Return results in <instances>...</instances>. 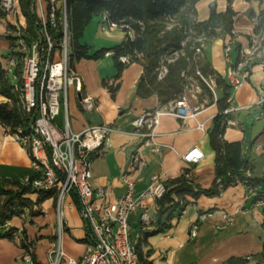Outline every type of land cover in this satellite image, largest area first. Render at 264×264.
Segmentation results:
<instances>
[{"label": "crops", "instance_id": "0c3cea01", "mask_svg": "<svg viewBox=\"0 0 264 264\" xmlns=\"http://www.w3.org/2000/svg\"><path fill=\"white\" fill-rule=\"evenodd\" d=\"M48 1L43 0V5L46 6ZM53 1L58 8L61 6V0ZM230 3L235 13L231 31L206 43L201 55L215 76L228 85L227 68L238 60V50L247 47L257 36L262 39L258 52L251 57L248 78L236 89H229L227 106L233 110L224 117L229 123L223 124L221 139L240 142L249 165V178L264 179V103H259L264 99V0H230ZM211 6L217 13H223L227 0L197 1L194 5L196 20L206 21ZM101 17L93 16L78 39L90 55L121 44L127 35L120 29H103ZM26 26L18 0H12L8 10L2 7L0 0V66L12 87L19 83L21 66H17V60L13 61V58L18 37ZM229 42L231 50L227 60L223 49ZM71 68L79 75L81 86L79 91L74 87L68 89L70 130L80 132L87 126L101 124L112 128L108 143L92 158L90 167L91 184L106 191L105 202L113 203L125 194L126 188L120 180L124 172L135 180L134 195L147 187L153 173L163 175L167 190L178 186V183L169 184L170 181L183 177L194 192L211 187L215 181V152L208 134L218 112L215 103L204 105L195 118L184 121L168 114L160 116L153 137L160 152L144 147L145 165L134 169L130 165V154L138 144V136L134 133L133 121L166 107L159 103L156 95L142 98L136 94L142 65L138 62L127 64L115 80L117 70L109 51L98 59L73 61ZM102 81L118 85L112 97ZM202 97L205 103L210 100L208 92L202 93ZM86 98L92 101V108L83 106L82 100ZM6 102L7 98L0 94V104ZM196 121L204 122L203 132L196 128ZM55 123L62 128L61 115L55 118ZM146 131L144 126L139 129V132ZM193 146L201 150L203 157L196 164H187L180 155ZM34 172L26 150L0 123V179L21 180ZM28 198L34 202L36 194H30ZM171 198L179 206L161 224L155 222V201H144L154 220L143 235L139 236L141 209L128 217L131 239L139 245L145 264H223L229 258L243 259L242 264H264V180L250 186L238 181L213 195L201 193L194 197L185 193L182 196L172 194ZM180 205L182 210H179ZM62 208L65 220L63 249L69 256L79 258L88 243L80 218V205L70 194ZM33 210L38 214L31 216L23 212L3 226L2 231L12 229V238L0 236V264H28L23 255L29 247L33 264H49L47 251L54 241L57 225L54 196L33 205ZM200 213L210 215L199 220ZM225 216L231 217L232 221L228 222ZM197 220V233L190 237L189 227ZM15 235L18 236L16 239Z\"/></svg>", "mask_w": 264, "mask_h": 264}, {"label": "built area", "instance_id": "2783aa9c", "mask_svg": "<svg viewBox=\"0 0 264 264\" xmlns=\"http://www.w3.org/2000/svg\"><path fill=\"white\" fill-rule=\"evenodd\" d=\"M12 0H1L4 9L10 8ZM60 9V24L62 37L56 43L50 36L48 29L56 28V11ZM32 12L34 13L39 35L33 39L30 45L25 44L22 35L16 55L13 61L20 58L19 83L13 86L16 93L18 105L26 113H33V123L27 128L22 126L10 129L4 126L17 143L23 147L30 157L34 175L19 180L23 186H29L35 191L50 192L55 198V211L57 225L54 230V241L47 251L49 264H142L139 261L135 243L131 239L128 217L130 214L141 209L139 215L140 235L148 231L154 220L149 215V207L145 200H153V209L158 212L160 206L158 200L164 195L166 188L161 173H153L149 184L138 195H134L135 180L127 173L120 175V180L125 186V194L113 203L104 201L106 191L102 188H94L91 184V161L99 153L100 148L108 143V137L112 128L109 125L87 126L80 132H72L69 127L68 116V89L74 87L80 90L81 79L73 71L69 64V37L66 27L65 0H61L58 8L53 0H49L46 6L43 0H33ZM103 29L113 31L120 29L132 38V30L129 26L111 21L106 14L101 17ZM206 37L199 35L195 41V54H200L206 44ZM261 38L255 37L247 47L238 50L239 56L235 63L229 64L227 68V79L229 89H236L247 78L249 72V60L255 55L261 46ZM43 43L42 45H40ZM231 42L224 46L223 54L229 59ZM122 63L128 62L127 56L119 57ZM170 61V60H169ZM163 74L166 72L161 67ZM197 78L206 88L211 90L212 102L217 100L214 91V79L211 76L204 77L196 71ZM184 79L185 72L181 73ZM200 78V79H199ZM194 85L185 80L184 89L192 90ZM197 89V87H196ZM230 99L227 98L229 105ZM83 106L92 108V101L82 100ZM259 103H264L261 99ZM202 106H190L182 94L175 100L166 104L164 109H157L152 113L145 114L133 121L134 133L138 136V144L130 154V165L136 169L145 165L142 157V149L151 147L155 153L160 152L159 145L154 141L155 128L159 123L160 116L172 115L182 121L195 118L203 109ZM233 109L227 106L222 114L226 116ZM61 115L63 126L58 128L55 118ZM30 123V122H29ZM229 121L224 120L223 124ZM146 127V132H139L141 127ZM196 128L204 131V122L196 121ZM203 157L201 150L190 147L180 158L187 164H196ZM247 178L249 171H245ZM188 176V173L185 174ZM75 193L80 205V218L85 229L88 243L85 252L74 258L66 254L62 248V234L65 227L62 205L65 197ZM208 213H200L198 219H203ZM226 217L228 222L231 217ZM198 220L191 223L189 236L194 237L197 233ZM18 236L15 235L16 239ZM24 261L33 264L30 258V247L23 255Z\"/></svg>", "mask_w": 264, "mask_h": 264}, {"label": "trees", "instance_id": "16d2710c", "mask_svg": "<svg viewBox=\"0 0 264 264\" xmlns=\"http://www.w3.org/2000/svg\"><path fill=\"white\" fill-rule=\"evenodd\" d=\"M199 0H65L66 27L69 37V64L81 58L98 59L107 52H112V58L117 70L115 80L120 77L122 70L131 62H138L142 65L143 72L140 76L136 94L146 98L156 95L160 104L177 99L183 92L185 79L181 76L185 72L187 76H194L199 71L204 77L211 76L217 87L221 90V96L216 100L218 112L212 119V129L209 132L211 148L215 152V181L207 190L194 192L193 188L186 183V179L178 178L170 181L169 184L178 186L167 190L162 198L158 200L160 206L155 222L161 224L171 214L175 207L179 206L171 198L172 194L182 196L189 193L196 197L203 193L213 195L230 184L238 181L246 184L256 185L264 179L251 180L245 175L249 171L247 160L242 154L240 142H226L221 139L223 132L224 115L222 111L227 107L229 87L224 80L215 76L209 64L201 59L200 54H195V47L198 43L195 39L199 35L206 37V43L229 33L233 25L235 13L231 8L230 0L223 13H217L213 6L210 8L209 17L206 21L196 20L195 3ZM20 9L26 18L27 26L22 38L25 44L30 45L31 41L39 35V28L34 13L31 10L33 0H18ZM106 14L108 18L118 24L127 25L131 28L133 37L126 35L125 40L111 49H101L93 54H88V48L80 45L78 39L83 33L85 25L93 16ZM60 9L56 11L57 26L48 29L51 38L58 43L62 37L60 24ZM41 43L40 45H42ZM127 56L128 62L122 63L119 57ZM170 60V61H169ZM19 65V64H18ZM164 67L166 72L158 79L159 69ZM17 74L19 72L17 71ZM199 84L203 93L208 90L200 81ZM111 97L118 85H108L102 81ZM0 94L7 98L8 102L0 104V123L13 129L17 126L27 128L33 113H26L18 105L16 93L9 85L4 70L0 66ZM210 100L205 106L212 102ZM200 101L203 97L200 96ZM186 180V181H185ZM14 189H6V187ZM36 194V200L32 202L28 195ZM74 202L79 205L78 197L72 193ZM50 192L35 191L29 186H23L19 180L0 179V236L12 238V229L2 231L6 222L14 216L23 213L25 207L39 205L46 198L51 197ZM76 198V199H75ZM181 205H180V209ZM38 211L30 210L29 215L35 216ZM139 261L142 264L139 245L135 244ZM243 259L229 258L223 264H242Z\"/></svg>", "mask_w": 264, "mask_h": 264}, {"label": "rangeland", "instance_id": "374dc122", "mask_svg": "<svg viewBox=\"0 0 264 264\" xmlns=\"http://www.w3.org/2000/svg\"><path fill=\"white\" fill-rule=\"evenodd\" d=\"M19 38V37H18ZM18 38H16V40L18 39ZM260 48V47H259ZM232 56V55H231ZM254 56V55H253ZM252 56V57H253ZM200 57H201V59L203 58L202 57V55H201V53H200ZM203 60V59H202ZM21 60H20V58H18L17 59V66H18V64L19 65H21L20 62ZM250 61L251 60H249V63H250ZM161 73H163V70H161V69H159V71H158V74H157V77H158V79H159V77L162 75ZM194 76L196 77L197 76V74H196V72H195V74H194ZM200 79V78H199ZM185 80L187 81V83H192L193 85H194V87H193V89L192 90H190V89H184V91H183V96L186 98V101H187V103L190 105V106H202V104H204L205 103V101H200V96H201V94L203 93V90H202V88H201V85L199 84V81H198V79H196V78H194V77H192V76H187L186 78H185ZM215 85H214V91H215V93H216V97H217V99L221 96V90H219L220 88L219 87H217V85H216V83H214ZM196 87H197V89H196ZM207 90H208V93H210V95H211V90L209 89V88H207ZM14 189L13 187H6V189ZM66 198V197H65ZM0 199H2V198H0ZM65 200V199H64ZM63 204H64V201H63ZM62 207H63V205H62ZM63 209V208H62ZM30 210H33V205L31 206V207H25L24 208V210H23V214H29V211ZM63 219H64V214H63ZM64 234H65V232L63 231V234H62V239H63V237H64ZM62 248H63V246H62ZM64 250V249H63ZM65 252V251H64Z\"/></svg>", "mask_w": 264, "mask_h": 264}, {"label": "water", "instance_id": "95a60500", "mask_svg": "<svg viewBox=\"0 0 264 264\" xmlns=\"http://www.w3.org/2000/svg\"><path fill=\"white\" fill-rule=\"evenodd\" d=\"M32 123H33V118H31V120H30V123H29L30 127L32 126Z\"/></svg>", "mask_w": 264, "mask_h": 264}]
</instances>
